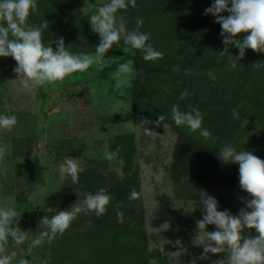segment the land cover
<instances>
[{"label": "rangeland", "instance_id": "1", "mask_svg": "<svg viewBox=\"0 0 264 264\" xmlns=\"http://www.w3.org/2000/svg\"><path fill=\"white\" fill-rule=\"evenodd\" d=\"M105 2L79 0V11L89 20ZM116 16L131 30L125 15L116 13ZM125 48L129 51L124 52ZM132 54L130 45L121 40L105 53L106 66L102 70L97 71L93 66L87 72L71 74L54 86L37 88L22 85L13 71L17 62L11 56L0 57V112L18 117V123L10 131L0 130V144L8 145V154L0 160V207L9 199L15 200V174L23 162L26 160L30 168H38V181L31 182L21 201H15L21 212L18 226L28 231L30 238L38 236L46 230L40 223L43 217L59 209L62 197L57 192L63 180L71 179L61 175L59 165L68 157L78 158L85 172L97 174L98 181L107 185L120 173L118 160L103 158L110 140L115 134H131L130 164L131 170L137 173L141 195L139 202L127 205L125 210L129 216L142 217L147 264H214L225 259L227 251L208 253L207 258L202 259L203 247L192 243L197 233L196 221L204 214L199 192L204 190L212 195L218 201V210L227 209L232 215H238L239 210L246 207L241 198L250 200L252 197L239 186V165L223 163L213 151L215 138L204 137L201 130L193 132L184 125L181 130L188 136L183 140L185 145L194 153L210 156L212 172L200 191L190 178L176 184L172 182L169 164L177 131L171 124L174 122L171 116L165 114L159 131L151 130L149 135L145 132L149 119L130 109V88L114 87L116 81L112 74L117 69L114 64L131 60ZM222 56L217 54L219 66L226 65L222 63ZM4 97L7 107L3 104ZM155 101V112L162 108L171 111L175 104L164 96H157ZM237 104L235 101L234 106ZM211 115L202 123V129L209 132L218 117V114ZM253 155L264 160V147L256 148ZM85 194L73 190L62 210H69ZM49 208L53 210L48 212ZM206 230H215V225L206 226ZM257 235L254 228L242 231V236ZM46 244L47 241L30 249L29 239L15 250L31 264H37L44 259Z\"/></svg>", "mask_w": 264, "mask_h": 264}, {"label": "trees", "instance_id": "2", "mask_svg": "<svg viewBox=\"0 0 264 264\" xmlns=\"http://www.w3.org/2000/svg\"><path fill=\"white\" fill-rule=\"evenodd\" d=\"M213 2L136 0L138 8L129 6L127 10L117 12L128 18L131 30L136 27V19L142 18L140 31L150 33L149 42L163 53L162 59L145 61L143 53L133 49L131 60L134 67L142 71L131 81L130 109L133 113L144 114L150 121L145 127L152 131H159L157 121L160 115L171 116V111L166 108L155 112L157 96L175 102L181 111L200 110L204 120L211 118V114H218L216 125L210 129L215 138L213 151L219 154L223 146L231 144L237 151L245 149L254 154L256 148L264 147V67L256 68L253 64L264 63V53L246 49L244 58L237 60V66L232 68L231 63L234 56L239 55V49L229 45L228 54L222 56V63L226 65H217V54L224 49L221 26L212 14H205V9ZM43 19L49 24L43 33L46 45L50 40L62 37L65 46L73 53L95 52L100 40L91 29L88 17L80 13L79 0H38V10L30 14L28 22L39 25ZM4 26H7L6 21ZM247 34L238 33L235 38L242 39ZM50 46L55 50V43ZM118 65L114 64L115 68ZM174 66H179L178 73L172 71ZM209 72L215 79L208 75ZM185 90L189 95L180 100L179 96ZM235 101L237 106H234ZM233 109L240 113L241 120L248 119L245 127L241 120L233 118ZM171 124L176 128L177 138L169 164V177L175 184L183 178H190L200 191L212 172L213 161L210 156L192 152L183 141L188 136L181 126ZM131 140V134H115L108 145V151L120 149L116 160H123L120 172H123L124 179L115 174L104 185L98 181L97 174L84 172L78 183L63 180L57 192L62 197L59 211L66 207L73 190L85 194L105 188L113 200L107 206L106 214L99 218L94 213L81 214L63 235L47 241L44 259L37 264L45 261L47 264H147L142 217L129 216L125 210L127 205L140 201V198H128L132 189L140 193L137 173L131 170ZM39 177V169L30 168L25 160L14 179L17 203L31 182L38 181ZM116 203L121 204L120 209L113 207ZM118 210L123 212L122 222L117 219ZM54 214L51 212L48 216Z\"/></svg>", "mask_w": 264, "mask_h": 264}, {"label": "clouds", "instance_id": "3", "mask_svg": "<svg viewBox=\"0 0 264 264\" xmlns=\"http://www.w3.org/2000/svg\"><path fill=\"white\" fill-rule=\"evenodd\" d=\"M129 6L139 7L136 0H106L100 5L89 18L91 29L100 37L95 52L73 53L65 46L62 37L50 40L47 45L43 42L44 30L49 27L47 20L43 19L39 25L28 22L30 14L38 10V0H0V57L11 56L17 62L13 71L18 74V79L25 88L54 86L56 82H63L71 74L87 72L93 66L97 71L102 70L106 66L105 53L121 40L125 45H130L131 49L140 50L145 61L162 59L163 53L149 42L151 34L140 31L143 26L142 18L136 19V27L132 30L122 21H118L116 13L119 10H127ZM224 12L229 15H221ZM209 13L221 26L220 35L224 45V49L220 51L221 55L228 54L229 45L239 49V55L234 56L235 59L231 63L232 68L237 66V60L244 58L246 49L264 53V0H214L212 5L205 9V14ZM5 21L7 26H4ZM242 32L249 34L242 39H236V35ZM52 43L56 44L55 50L50 46ZM123 51L127 52L129 49L125 48ZM253 66L261 68L264 63H254ZM140 71L134 67L132 60L119 64L112 74L116 81L114 87L130 88L132 79L139 75ZM172 71L178 73L179 66H174ZM208 75L215 79L212 72ZM188 95L185 90L179 99L184 100ZM3 104L7 107L6 97L3 98ZM232 116L241 120V115L236 109L232 110ZM171 118L177 127L184 125L193 132L201 130L200 134L204 137L211 135L209 130L202 129L204 116L196 108L181 111L179 106L174 104L171 108ZM163 120L164 116L160 115L157 124ZM248 122L247 118L241 120L243 127ZM17 123L16 115L0 112V130L10 131ZM145 132L151 134L148 128ZM119 152V147L114 151H106L103 158L115 160L119 157ZM7 154L8 145L0 144V160ZM218 158L223 163L239 165V186L249 193L252 199L241 198L246 207L241 208L238 215H232L227 209L218 210L217 199L201 190L199 198L204 214L202 219L196 221L197 233L192 243L203 247L202 259L207 258L208 253L227 251V257L215 261L214 264H264V160L245 149L237 151L231 144L220 149ZM120 163L123 164V160H120ZM59 171L65 178L70 177L75 184L79 182L80 174L85 172V168L78 158L68 157L59 165ZM118 175L121 180L124 179L122 171ZM140 195L132 189L128 198L135 200L139 199ZM112 200L113 197L105 188H100L95 193H87L69 210L56 211L51 217H43L40 223L46 230L34 238H30L29 232L18 226L21 212H18L15 200H7L6 204L0 207V264H31L28 258L18 254L15 249L29 239L30 249L42 246L45 241L51 242L57 235H63L81 214L94 213L99 218L106 214L107 206ZM113 207L120 209L121 204L116 203ZM52 210L47 209L48 212ZM117 219L123 221V212L117 211ZM208 225H215V230H206ZM244 228H254L258 235L242 236Z\"/></svg>", "mask_w": 264, "mask_h": 264}]
</instances>
